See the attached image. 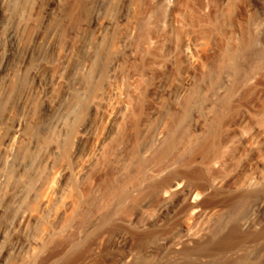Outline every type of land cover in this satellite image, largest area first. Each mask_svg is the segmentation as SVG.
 <instances>
[{"label": "rangeland", "instance_id": "rangeland-1", "mask_svg": "<svg viewBox=\"0 0 264 264\" xmlns=\"http://www.w3.org/2000/svg\"><path fill=\"white\" fill-rule=\"evenodd\" d=\"M0 52V264H264V0H0Z\"/></svg>", "mask_w": 264, "mask_h": 264}, {"label": "bare ground", "instance_id": "bare-ground-1", "mask_svg": "<svg viewBox=\"0 0 264 264\" xmlns=\"http://www.w3.org/2000/svg\"><path fill=\"white\" fill-rule=\"evenodd\" d=\"M9 47L12 49L13 45L10 44ZM12 53L13 52H3V53L0 52V69L7 63ZM22 126H23V120L21 119L16 120L13 123L12 130L14 131V133L12 134V136H10V138L8 139L9 141L8 144L4 147L3 156H2V162L4 168L0 169V183L3 185L9 184L10 181L16 178V174H14L16 172L12 170V168L10 169L12 165H16L15 167H17V170H22L27 166V164L23 160L24 152L21 151L18 142V137L21 135ZM62 129H64L63 125H62ZM20 178L21 176L17 175V179L20 180ZM47 201L48 200H46L45 198H43L42 200L43 203H47Z\"/></svg>", "mask_w": 264, "mask_h": 264}]
</instances>
